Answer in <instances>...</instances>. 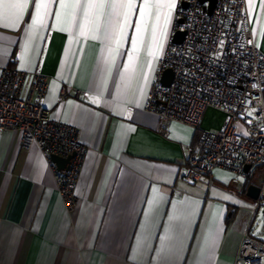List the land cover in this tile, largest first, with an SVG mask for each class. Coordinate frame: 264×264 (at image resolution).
Returning <instances> with one entry per match:
<instances>
[{
    "label": "crops",
    "instance_id": "obj_1",
    "mask_svg": "<svg viewBox=\"0 0 264 264\" xmlns=\"http://www.w3.org/2000/svg\"><path fill=\"white\" fill-rule=\"evenodd\" d=\"M143 2L136 0L119 48L107 9L97 39L91 32L80 34V10L75 22L70 9L57 21L60 0H51L43 24L34 29L36 0L16 28L0 22V77L5 67L45 74L44 104L55 119L77 126L88 147L78 204L69 212L40 149L34 145L26 151L20 132L0 130V264H236L245 232L264 240V207L255 211L258 199L248 194L250 185L261 187L264 167L250 168L245 178L216 168L189 185L181 176L199 132L173 123L166 137L160 117L145 110L178 0L166 34L159 35L161 18L153 43V9L143 42L133 52ZM247 5L254 39L264 52V0H247ZM129 55L134 57L130 66ZM64 87L86 94L59 101ZM225 120L222 110L209 108L201 128L221 129ZM162 185L175 190L166 193Z\"/></svg>",
    "mask_w": 264,
    "mask_h": 264
},
{
    "label": "built area",
    "instance_id": "obj_2",
    "mask_svg": "<svg viewBox=\"0 0 264 264\" xmlns=\"http://www.w3.org/2000/svg\"><path fill=\"white\" fill-rule=\"evenodd\" d=\"M207 5V1L178 0L167 51L145 105L146 111L160 117L162 135H170L173 123L199 132L197 145L187 150L188 166L181 176L189 185L216 168L245 178L247 165L264 167V52L254 39L247 0H217L211 14ZM177 30L185 32L180 43L173 41ZM167 68L174 72L170 85L161 81ZM48 89L45 74L5 67L0 77V130L20 132L26 151L34 145L40 149L50 162L64 206L73 212L88 147L77 126L52 116L44 104ZM71 94L86 93L64 87L58 99ZM209 108L226 114L223 128H201ZM53 154H73L68 169L59 170ZM260 188L255 211L264 207V179ZM161 189L171 194L175 187L162 185ZM235 263L264 264V240L245 232Z\"/></svg>",
    "mask_w": 264,
    "mask_h": 264
},
{
    "label": "snow or ice",
    "instance_id": "obj_3",
    "mask_svg": "<svg viewBox=\"0 0 264 264\" xmlns=\"http://www.w3.org/2000/svg\"><path fill=\"white\" fill-rule=\"evenodd\" d=\"M30 3L31 0H0V22H3L4 27L16 28L23 19ZM50 5L51 0H36L35 15L31 19V27L33 29L36 25L43 24L44 17L48 15ZM59 7L61 11L56 13L57 21L61 19L63 11L66 9L71 10L73 22L76 20L77 11H82L83 22L80 24V34L85 35L91 32L93 39L98 38L96 33L101 27L105 10H109L108 15L112 18L113 42L116 48H119L124 42L126 29L131 25L130 17L137 5L136 0H60ZM174 7L175 0H144L143 4L139 6V20L135 25L136 35L132 38L133 52H137L139 50L138 44L143 42L142 34L146 31L147 21L152 16V10H156L155 23L152 25V40L155 43L161 18H163L164 30L160 31L159 35L163 37L166 34L171 10ZM164 9H167L168 12L164 13ZM105 28H108L107 24H105ZM116 33L119 34V38H114ZM159 47L162 48V44ZM112 51L113 49H109L110 53ZM149 55H152L151 51ZM133 59L134 57L129 55V66ZM93 102L96 101L94 100Z\"/></svg>",
    "mask_w": 264,
    "mask_h": 264
},
{
    "label": "water",
    "instance_id": "obj_4",
    "mask_svg": "<svg viewBox=\"0 0 264 264\" xmlns=\"http://www.w3.org/2000/svg\"><path fill=\"white\" fill-rule=\"evenodd\" d=\"M202 2H208V5H207V11L209 14H211L216 6V3H217V0H201ZM183 5L185 7H187L188 3L187 2H184ZM180 23H183L184 22V19H180L179 20ZM184 36H185V32L182 31V30H177L174 34V38H173V41L174 42H182L183 39H184ZM173 76H174V72H173V69L171 68H167L164 72H163V75H162V78H161V81L164 85H170L172 80H173ZM73 154L70 155V156H67V157H63V156H59V155H56V154H53L51 156V159L52 161L56 164L57 168L59 170H66L68 169L69 167V163L71 161V158H72ZM251 168L250 165H247L246 166V171H249ZM260 191H261V188L257 185H250L249 186V189H248V194L254 198V199H258L259 198V195H260Z\"/></svg>",
    "mask_w": 264,
    "mask_h": 264
}]
</instances>
